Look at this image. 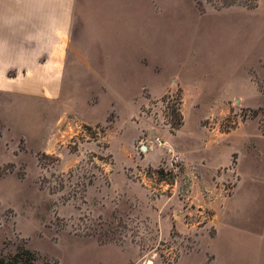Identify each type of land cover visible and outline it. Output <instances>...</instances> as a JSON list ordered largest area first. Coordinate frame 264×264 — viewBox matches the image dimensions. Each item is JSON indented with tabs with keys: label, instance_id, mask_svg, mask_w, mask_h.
<instances>
[{
	"label": "rangeland",
	"instance_id": "1",
	"mask_svg": "<svg viewBox=\"0 0 264 264\" xmlns=\"http://www.w3.org/2000/svg\"><path fill=\"white\" fill-rule=\"evenodd\" d=\"M210 2L78 0L62 104L0 113V254L264 264V0Z\"/></svg>",
	"mask_w": 264,
	"mask_h": 264
},
{
	"label": "crops",
	"instance_id": "2",
	"mask_svg": "<svg viewBox=\"0 0 264 264\" xmlns=\"http://www.w3.org/2000/svg\"><path fill=\"white\" fill-rule=\"evenodd\" d=\"M80 9L78 0H0V113H5L7 109L13 112L17 106L33 107L30 113H36L41 106L62 104L60 100L65 98L64 90L70 88L69 58L78 57L72 47L76 25L81 27L85 21ZM248 33L239 36L240 39L254 38V34ZM71 66L75 67L73 63ZM172 88L165 89L152 99L169 94ZM181 94L182 115L181 106L188 100L184 99L183 90ZM146 99H150L148 94ZM183 125L184 121L181 127ZM164 142L166 146L175 144ZM202 166L207 168L201 167L199 172L202 169L205 173L212 171L211 166ZM86 241H91L106 254L103 260L97 258L91 264H115L116 259L121 264L145 263L136 245Z\"/></svg>",
	"mask_w": 264,
	"mask_h": 264
},
{
	"label": "trees",
	"instance_id": "3",
	"mask_svg": "<svg viewBox=\"0 0 264 264\" xmlns=\"http://www.w3.org/2000/svg\"><path fill=\"white\" fill-rule=\"evenodd\" d=\"M257 0H218L216 4L213 5L215 10H219L220 8L229 7L232 5H238L244 7L245 9H253L256 7ZM197 3V2H196ZM168 98V95H163L160 99L164 101ZM180 98L176 99V107L171 108V115H173V122L170 123L169 133L174 134L183 124L182 115L180 113ZM255 114V112H253ZM262 133H264V129H261ZM264 136V134H263ZM158 172L161 173L160 170ZM37 256L34 252L28 251L26 249H18L11 255H2L0 254V264H36ZM48 264V263H44ZM57 264V262L55 263Z\"/></svg>",
	"mask_w": 264,
	"mask_h": 264
},
{
	"label": "built area",
	"instance_id": "4",
	"mask_svg": "<svg viewBox=\"0 0 264 264\" xmlns=\"http://www.w3.org/2000/svg\"><path fill=\"white\" fill-rule=\"evenodd\" d=\"M156 143L160 144V142L158 140H156ZM174 160H175V162H178V161H180V158L177 155H175Z\"/></svg>",
	"mask_w": 264,
	"mask_h": 264
},
{
	"label": "water",
	"instance_id": "5",
	"mask_svg": "<svg viewBox=\"0 0 264 264\" xmlns=\"http://www.w3.org/2000/svg\"><path fill=\"white\" fill-rule=\"evenodd\" d=\"M145 147H142V151H145ZM144 264H152V262L150 260H146Z\"/></svg>",
	"mask_w": 264,
	"mask_h": 264
}]
</instances>
